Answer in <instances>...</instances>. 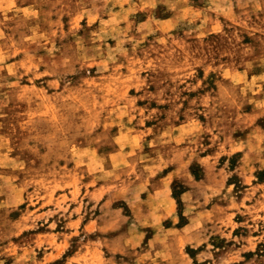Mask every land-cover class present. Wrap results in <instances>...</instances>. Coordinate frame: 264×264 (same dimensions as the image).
Masks as SVG:
<instances>
[{"label":"rangeland","instance_id":"rangeland-1","mask_svg":"<svg viewBox=\"0 0 264 264\" xmlns=\"http://www.w3.org/2000/svg\"><path fill=\"white\" fill-rule=\"evenodd\" d=\"M135 3L137 8L129 13V21H120L118 25L120 29H124L132 23L133 29L129 35L138 38L136 29L150 20L167 26L173 19L172 14L163 6L152 11L144 8L139 0H135ZM191 7L203 15L208 7V0H193ZM109 8L112 13L120 12L118 5H109ZM125 9H128V5H125ZM84 13H92L90 0H11L9 10L0 11V31L4 33L0 38V56H3L0 63V104L4 105L0 109L4 113L0 117V124L3 125L0 127V161L5 165L0 167V205H4L0 207V264H153V259L146 257H154L155 252L161 250L159 246L155 250L152 248V241L157 238L158 232L153 228L142 227L139 223L141 217L149 216L152 211L150 202L156 198L160 189L156 192L149 189L148 192L140 194L138 201L134 194L122 195L118 191L129 183L128 177L136 172V162L128 155L132 150L129 142L138 140L136 133H142L144 129L128 125L127 119L117 111L112 120L107 117L104 119L105 126L112 124L108 134V138L113 141L112 146L97 147L95 141L103 134V128L98 129L95 136L89 139L69 140L60 135L65 113L55 97H71L73 106H82L84 114L91 111L90 104L91 107L108 104V112L123 108L125 105L117 104L116 99L122 97L128 102H135L136 93L127 90L130 82L135 77L139 83L149 75L141 69L140 76H136L135 65L141 63L144 56H149V65L155 58L154 52H145L124 60L117 53V63L110 64L109 71L98 77L97 65L108 62V49H115L118 44V40L113 38L117 34L105 36L101 31L102 27L105 30L110 27L103 23L113 19L109 12L90 15ZM204 18L210 19L209 28H215L217 24L226 25L224 32L228 36H208L203 41V47L197 37L187 39L184 43L189 48L184 51L183 60L175 61L174 67L179 71L181 65L190 57L199 61L215 54L213 58L217 63H209V66L220 68L223 65V77H217L213 73L209 82L217 91H231L230 82L225 78L242 75L246 69L240 66L239 57L233 65L228 56L221 59V54L231 51L229 41L232 36H238L242 39L240 49L252 52L245 57V63H253L264 55V48L260 43L264 42V35L257 33V39H251L248 35L254 29L264 28V0H258L244 8L236 6L234 0L229 19L211 12ZM230 27L232 31L229 30ZM94 34L103 39L94 41ZM155 41L156 37L148 35L140 47L151 49ZM81 43L85 49H101L104 59L96 60V64L91 66V76L85 75L81 83L71 86L61 82L59 89H52L51 72L62 59L67 58L66 53ZM124 47L130 50L132 45L126 42ZM181 47L184 45L181 44ZM50 49L59 51H54L49 56ZM84 55L91 58L87 51ZM10 69L14 74H10ZM262 74L264 68L256 67L247 72V78L252 80ZM94 83L104 88L103 96L97 97L89 87ZM137 107L143 111L144 104H137ZM241 115L250 120L254 113L250 108H245ZM121 124L125 127L121 128ZM183 124L184 117L181 115L180 121L174 126L181 128ZM253 134L256 139L264 135V120L258 121L254 127H249L242 134L221 137L222 144L210 147L206 156L215 155L222 145L227 147L233 143L242 144ZM36 140L48 145L47 151L40 148V156L42 161L47 162L46 166L32 159L31 150L37 147ZM205 140L207 142L210 138L206 137ZM69 155L72 162L66 159ZM144 155L150 153L146 150ZM243 155L244 153L238 152L232 157L230 165L233 171L240 170L241 174ZM225 159L226 157L221 159V165ZM122 161L127 162L126 172L121 170ZM12 162L22 163L27 172L12 167ZM100 168L103 172L92 174ZM173 171L175 169L170 170L166 176H161L160 180L167 179ZM192 171L197 176H202L199 168L193 167ZM105 174L107 179H97V175ZM254 176L251 183L255 194L247 204L248 207L257 208L260 215H264V211L260 210L264 206V199H261L264 197V171H256ZM33 181L45 182L51 192L41 189L37 196L35 186L27 187L25 191V185ZM228 183L236 184L240 192L248 191L246 186H242L239 176L234 175ZM172 191L173 198L179 201L180 195L188 190L174 182ZM236 199L239 203L243 197L237 196ZM62 201H72L68 205L70 218H66L67 214L56 212ZM216 205L217 202L213 201V205L206 210L210 211ZM77 208H80L79 214L75 212ZM219 208L223 210L227 208V204L222 202ZM49 211L56 214L45 223L42 217ZM159 215L157 213L152 219L156 220ZM32 216L41 218L33 221L30 219ZM246 220L252 223L250 216L237 214L234 222L242 223ZM33 223L35 228L31 226ZM52 223L56 224L54 229L49 227ZM188 226L189 222L183 216L180 225L175 228L171 221L161 224L167 232H183ZM232 235L241 236L243 241L249 243L258 241L255 252L244 254L245 260L250 264H264V241H259L264 236V222H260L259 231L250 234L247 228H237ZM141 236L142 239L135 248L124 247L129 242L135 243ZM213 242L221 248L218 253L221 264H233V256L240 245L233 248L219 236H214ZM176 253L193 260L197 255L191 248L183 247V236L176 240ZM155 264H161L158 258H155Z\"/></svg>","mask_w":264,"mask_h":264},{"label":"clouds","instance_id":"clouds-1","mask_svg":"<svg viewBox=\"0 0 264 264\" xmlns=\"http://www.w3.org/2000/svg\"><path fill=\"white\" fill-rule=\"evenodd\" d=\"M139 2L144 8L152 11H155L158 6H163L168 13L172 14V21L167 26L155 20L141 24L136 29L137 38L129 35L133 29L132 23L124 29L118 27L120 21L128 22L129 13L136 10L135 0H90L92 13L103 14L107 11L113 16L112 20L103 22L105 26L110 27L107 30L102 27L101 31L105 36L116 33L117 35L113 38L118 40L115 49H108V62L97 65L98 77L109 71L110 64L117 63V53L124 60H127L129 56L135 57L145 52L155 53V58L150 65L148 64L149 56H144L143 61L135 65L136 76H140L141 69L149 73L139 83L136 82L135 77L130 82L127 90L136 93L135 102H128L122 97L117 98L116 103L125 106L112 112L107 111L110 106L108 104H97L96 107H91L90 104L91 111L84 114L82 106H73L71 97L64 99L62 96H57L55 99L65 113L60 135L69 140L89 139L95 136L98 129L103 128V134L95 143L97 147L112 146L113 141L108 138L112 124L105 126L104 119L107 117L108 120H112L117 111L127 119L128 125L144 129L142 133H136L138 140L129 142L132 150L128 155L136 162V172L128 177L129 183L118 191L122 195L132 193L138 201L140 194L148 192L149 189L153 192L160 189L156 198L150 202L152 211L149 216L141 217L139 220L142 227L153 228L158 232L157 238L152 241V248L155 250L159 246L161 250L155 252L154 257H146V259H153V264H155V258H158L161 264H221V257L218 255L221 248L213 242L214 236H219L233 248L240 245L233 256V264H250L245 260L244 254L250 251L255 252L258 241L245 242L241 236H234L232 233L237 228H247L251 234L259 231L260 222H264V215H260L257 208L248 207L247 204V201L255 194L251 183L255 179L254 173L264 171V135L256 139L253 134L242 144L233 143L227 147L222 145L213 156H206V153L210 147L214 148L222 144L221 137L242 134L249 127H254L258 121L264 120V98H260L264 97V74L252 80L247 78V72L253 71L256 67L264 68V55L253 63H245V57L252 52L251 50L242 51L239 47L242 39L232 36L229 41L231 51L222 53L221 59L226 55L235 65L239 57L240 66L245 67L246 71L242 75L225 78L230 82L231 91H217L209 82L213 73L217 77H223V65L220 68L209 66V63H217L213 58L215 54L199 61L190 57L181 65L179 71L175 69L174 64L177 59L183 60L184 51L189 48V45L184 43L187 39L197 37L200 46L203 47V41L208 36H228L224 32L226 25L217 24L215 28H209L210 19L204 17L211 12L213 15H223L226 20L229 19L234 0H208V7L203 15L191 7L193 0H147V2L139 0ZM255 2L258 0H235V5L244 8ZM109 5L112 7L118 5L120 12L112 13ZM125 5H128L127 10ZM10 6L11 0H0V11L6 12ZM92 13H84V15ZM117 16L119 19H116ZM201 20H203L202 23ZM229 30L232 31L231 27ZM257 33L264 35V28L254 29L248 35L251 39H257ZM3 35L4 33L0 31V38ZM148 35L156 37L153 48H141L140 45L145 42ZM92 39L95 41L103 37L94 34ZM126 42L131 43L130 50L124 47ZM260 43L264 48V42ZM181 44L184 45L183 48ZM54 51L59 49H50L49 56H52ZM85 51L91 57L90 59L84 55ZM65 55L67 58L62 59L51 72L54 90L60 88L61 82L71 86L81 83L85 75L91 76V66L96 64V60L104 59L101 49L94 47L85 49L82 43ZM2 61L3 56H0V63ZM9 72L14 74L11 69ZM68 77L73 79L68 80ZM89 87L97 97L105 94L104 88L100 85L94 83ZM88 99L90 100L91 97L89 96ZM137 104H144L143 111L137 107ZM3 107L4 105L0 104V109ZM245 108H250L254 113L250 120L241 115ZM181 115L184 117L183 127L176 128L174 125L180 121ZM3 116L4 113L0 111V117ZM149 125L153 127L150 128ZM0 127L3 125L0 124ZM120 127L124 128L125 125L121 124ZM206 137L210 138L207 142ZM35 143L37 147L31 150L32 159L46 166L47 162L42 161L40 156V148L43 147L47 151L48 145L40 140H36ZM146 150L150 155H144ZM238 152L244 153L241 162L243 174L240 170L233 171L230 166L232 157ZM225 157L221 165V159ZM66 159L72 162L71 155ZM126 163L122 161L120 165L121 170L125 172L127 171ZM145 165L148 166L145 167ZM3 166H5L4 163L0 161V167ZM11 166L21 172H27L22 163L12 162ZM193 167L199 168L202 176L194 174ZM172 169H175L172 175L161 181L160 177L166 176ZM98 172H103V169H96L92 174L95 175ZM234 175L239 176L242 186L247 187V193L240 192L236 184L228 183ZM107 178V174L97 175V179ZM174 182H178L188 190L180 195L179 201L173 198ZM30 186L37 188V196L41 189L51 192L45 182L33 181L26 184L24 190L26 191ZM237 196L243 197L239 203ZM213 201H216L217 205L210 211L206 210L213 205ZM222 202L227 204V208L223 210L219 208ZM70 203L72 201L68 203L62 201L61 207H58L56 212L67 214L66 218H70L71 213L68 207ZM260 210L264 211V206H261ZM56 212H45L42 217L44 222L47 223ZM75 212L79 214L80 208L75 209ZM157 213L160 215L153 220L152 217ZM237 214L250 216L252 223L247 220L242 223L234 222ZM181 216L189 222V226L183 232H167L161 227L162 222L171 221L175 228L180 225ZM40 218L30 217L33 221ZM31 226L36 227L35 223ZM49 227L54 229L56 224L52 223ZM180 236H183V247L191 248L197 253L194 260L191 257L185 259L184 256L176 253V240ZM141 239L142 236L138 237L135 243L129 242L124 247L135 248ZM259 241H264V236H261Z\"/></svg>","mask_w":264,"mask_h":264}]
</instances>
